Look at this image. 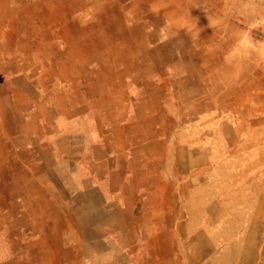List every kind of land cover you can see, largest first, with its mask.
Here are the masks:
<instances>
[{
  "label": "crops",
  "instance_id": "crops-1",
  "mask_svg": "<svg viewBox=\"0 0 264 264\" xmlns=\"http://www.w3.org/2000/svg\"><path fill=\"white\" fill-rule=\"evenodd\" d=\"M133 3L126 30L121 1L0 0V264H220L188 154L206 144L157 122L190 129L173 113L172 24ZM249 184L264 213V175Z\"/></svg>",
  "mask_w": 264,
  "mask_h": 264
},
{
  "label": "rangeland",
  "instance_id": "rangeland-1",
  "mask_svg": "<svg viewBox=\"0 0 264 264\" xmlns=\"http://www.w3.org/2000/svg\"><path fill=\"white\" fill-rule=\"evenodd\" d=\"M113 1L124 2L127 9L111 22L130 30L133 0ZM136 5L143 15L157 11L160 20L172 24L175 41L169 48L179 65L173 78L183 84L175 92L184 89L172 103L173 113L183 116L180 121L190 129L176 132L178 118L157 122L172 132L170 141L177 145L188 142L197 149L206 144V151L188 153L191 174L205 178L194 183L205 206L202 227L214 219L220 223V264H254L252 245L261 239L264 224L261 194L253 199L249 184L264 175V0H136ZM158 138L165 141V135ZM173 236L177 239L176 231ZM157 237L162 245L173 238L165 231ZM204 238L212 240V230Z\"/></svg>",
  "mask_w": 264,
  "mask_h": 264
}]
</instances>
